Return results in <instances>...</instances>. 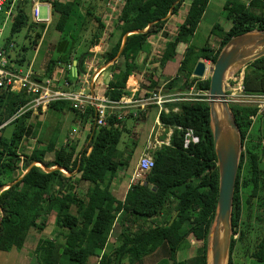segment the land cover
Returning <instances> with one entry per match:
<instances>
[{
  "label": "trees",
  "instance_id": "16d2710c",
  "mask_svg": "<svg viewBox=\"0 0 264 264\" xmlns=\"http://www.w3.org/2000/svg\"><path fill=\"white\" fill-rule=\"evenodd\" d=\"M210 1L124 0L111 34L114 38L113 46L102 56L104 63L111 64L108 66L111 79L104 96L110 101H119L130 94V78L148 70L152 40L161 33L165 37L161 67L176 59L180 44L187 45L180 61L178 77L168 83L167 90L189 92L195 87L199 98L164 103L168 112L161 111L158 119L162 126L172 130L170 143L152 153L154 167L146 174L144 181L129 186L123 202L111 193L110 185L123 166L116 157L123 134L138 135L127 124L134 121V128L137 129L144 122V117L140 116L141 111L136 116L129 113L123 119L118 117L124 111H115L108 115L101 126L97 124L93 107L83 111L75 109L70 102L55 101L45 111V120L33 125L30 123L34 114L32 110L17 115L31 98L26 94L0 90V246L4 241L16 242L21 246L20 239L29 229L44 232L53 216L57 233L53 239L40 238L38 241L34 251L38 264H90L92 257L99 258L98 264H122L124 259L129 264H144L145 259L151 256L158 257L160 262L166 264H186L179 261L177 255L189 246L188 238L191 234L202 239L201 254L203 264H207L208 235L218 202L219 172L210 124V78L201 80L192 75L200 61L214 64L233 38L252 31H264V0H228L224 11L225 21L230 28L226 30L220 24L214 25L205 44L197 47L193 39ZM12 2L8 0L7 8ZM50 2L52 18L62 20L58 28L56 24L61 35H68L64 32L70 30L68 26L74 13L85 6V17L93 18L96 22V31L85 51L75 56V42L64 36L57 44L48 45V49L43 50L45 62L36 72L39 80L51 79L55 67L63 63L66 81L72 89H78L81 86L79 77L84 73V65L90 55L89 49L99 45L107 27L101 17L96 15L95 9L90 7L91 4L88 6L87 0H72L69 5L59 0ZM31 3L32 0H17L14 3L10 36L4 42L9 57L14 36L24 29H27L26 38L32 47H37L38 42L46 46V42H43L50 34L53 22L47 25L32 21L28 14V5ZM185 4V20L176 34L170 36L165 32L168 15L170 12L172 16L177 15ZM133 31L139 32L127 37L119 55L125 35ZM32 32H35L33 39L29 35ZM212 36L219 40L218 49L211 45ZM67 40H71V44L60 47ZM22 50L27 49L24 46ZM71 57L77 61L82 57L77 75L70 71ZM24 61L19 54L18 66H23ZM147 80L150 83L146 89L147 95L161 87L154 77L149 76ZM243 83L247 94L264 95V57L246 66ZM9 98L12 99L11 104H7ZM230 107L240 129L244 148L233 201L232 227L236 234L244 209L251 202L248 198L242 201L243 191L252 189L254 196L259 190L258 151L261 144H254L250 140L254 119L259 115L258 108L237 103H231ZM67 109L77 119H81L85 126L90 125L86 145L81 149H78L74 140L68 139L70 133L65 143L59 146L52 141L55 125ZM7 127L14 129L9 136L4 135ZM188 132L198 139L197 142L190 140L186 143L189 140ZM29 139H36L39 146L21 152L22 145ZM49 153L53 155L52 160L46 158ZM133 154L134 151L128 153L126 160ZM81 183L88 186L84 196L77 192ZM10 184L13 185L8 188ZM173 204L175 209L168 220L157 223L156 220L165 209L172 208ZM200 205L209 207V211L204 212ZM119 214L121 218H118ZM174 216L175 220L169 226ZM116 225L122 228L121 243L108 249L109 237ZM243 237L242 231L238 239L232 236L229 264H232V253L237 242ZM258 249L254 258L264 262V239Z\"/></svg>",
  "mask_w": 264,
  "mask_h": 264
},
{
  "label": "rangeland",
  "instance_id": "374dc122",
  "mask_svg": "<svg viewBox=\"0 0 264 264\" xmlns=\"http://www.w3.org/2000/svg\"><path fill=\"white\" fill-rule=\"evenodd\" d=\"M42 1H52V0H42ZM64 1V0H63ZM228 0H211L209 3V6L207 8V11L205 13V16L199 25V28L197 30V35L193 39V44H195L197 47H202L205 44V41L208 39L210 32L212 31L214 25L220 24L224 29L228 30L230 28L229 23L225 21V11H224V5L226 4ZM240 1V0H236ZM88 6L93 7L95 9L96 15L100 16L102 19V22L106 25V32L102 36V47L106 48L108 47L109 43L111 42L113 44L114 38L111 37L112 32H114L115 29V22L117 21L118 15H120V11L124 5V0H87L86 2ZM34 2H32L28 7H33ZM86 7V6H85ZM78 10L74 17L72 18L70 27H74V30H71L69 32H64L67 34H72L74 37H79L77 40L83 42V45L85 46V50L87 49V45L93 38V35L96 31V22L93 20V18L88 19L85 17L86 15V8ZM28 9V14L30 16V19L33 21L32 17V9ZM41 18L45 19L47 17V9L46 7H41ZM187 12V4H185L180 12L174 16L169 17V22L166 26V31L170 36H174L179 28V26L183 23L185 20ZM52 24V30L48 36H46L45 41L46 46L44 47V44L41 46V42H38L37 47H32L27 37V29H24L21 33L16 34L14 36L13 41V48L10 51V54L14 53L15 60L19 59L16 55L19 53L20 58H24V69H29L30 67L37 72L39 68H41L44 61V49H48L50 45V42L57 43V41L61 40L64 36H60L61 32L60 30H56V24L59 23L58 20L51 17ZM50 21V24H51ZM61 24V22H60ZM10 27H11V21H9L6 25V28L3 31V40L6 41L7 37L10 36ZM60 28V27H59ZM30 37L33 39L32 36L35 35V32H32ZM69 36V35H68ZM211 45L214 47V49H218L219 47V40H217L216 37H211ZM72 39V38H71ZM69 42V43H67ZM71 40H67L66 43H63L60 47H68L71 44ZM153 49L151 52V56L149 57L147 61V68L148 70H145V72L142 74V78L140 79V87L143 90L141 92V95H146V89L147 86L150 84L147 79H149V76L154 77L155 81H158L160 84V88L155 89V92L158 93L161 97L164 99H170L174 97H178V95H184L187 94L190 99H196L199 98V93L195 91V87L191 89L189 92H180V91H169L167 90L168 83L174 79L175 77H178V69H179V63L182 59L183 53H184V44H182L178 48V56L175 60L169 64L168 68L161 67V58L164 53L165 49V37L160 33L157 37H155L153 40ZM67 44V45H66ZM49 45V46H48ZM26 47L27 50H22V47ZM39 49V51H38ZM64 50V49H63ZM38 51V52H37ZM44 61V62H43ZM207 65V71L205 73V76L203 78H199L201 80H206L211 77V70L213 68V63L202 60ZM99 61L94 60V54H90L87 57V60L84 65V73L79 77L80 85L83 86V83L87 80L91 83V78H93L95 74L96 67L99 66ZM166 66V65H165ZM22 68V67H21ZM245 68L238 69L236 71L231 72L230 77L227 80V88H226V94L231 97V89L234 88L233 79H236V76H239L244 73L245 76ZM56 70H60V74L56 72ZM55 73H53L52 78H56L60 76L59 79V85L62 86L64 82H66L65 79V65H58L55 67L54 70ZM154 73L153 75H151ZM77 75V73H75ZM193 76V75H192ZM194 77V76H193ZM47 79V78H43ZM61 83V84H60ZM183 83V82H182ZM79 82L76 84L78 85ZM106 84V83H105ZM107 85V84H106ZM87 88L88 85H85ZM105 89V88H103ZM100 89V94H104V90ZM208 94V93H207ZM12 99L9 98L7 100V104H11ZM231 104V103H229ZM264 113V112H263ZM259 114L254 119V124L252 127V134L250 135V140L254 144H261V149L258 151L259 154V170H260V178H259V190L257 191L256 195L252 196L251 190L252 189H246L242 193V201L244 202L247 198L251 199V202L247 206V208L244 209L243 216L240 220L241 224L240 227L237 228L238 233L234 234L233 229V235L235 239H238L239 232L242 231L244 237L242 240H239L233 250L232 253V264H264V262H261L260 260H257L254 258V253H256L259 247L260 242L264 239V114ZM46 113L41 110V112H34L30 119L31 124H35L39 121H43L46 118ZM49 117V116H47ZM140 123V122H139ZM160 123V122H159ZM134 121L128 122V128L132 130L133 132L136 131L138 135H127L123 134L121 144L119 145V153L117 154V159L123 163V166L117 171L116 173V180H113L112 185H110V191L111 193L115 194L116 197L119 199L125 197V193L127 192L130 185H133L139 181H144L146 174H140L138 178H134V176L137 174V163L140 156L144 153L143 147H141V140L145 138L144 136L149 138L155 137V135H159L160 140L167 143V139L170 138V130L166 129L161 124L158 123L155 124V128L151 130L150 133L147 134L149 128L146 130L144 129L145 126L141 127L142 124H139L140 126L136 129L134 128ZM55 125V124H54ZM55 131L53 132L52 141H55V144L59 146L64 140L66 139V136L68 133L73 132L74 130L78 131V134L76 135L74 139V143L78 144V149L83 148L86 145V139L88 136V133L90 131V125H86L81 121V119H77L74 114L69 111L68 109L65 110L64 114L61 116L59 122L57 125H55ZM148 127V126H147ZM13 127H7L6 131L4 132L5 136H9L13 132ZM49 132L51 128L49 127ZM146 130V132H145ZM147 134V135H145ZM172 135V134H171ZM67 140V139H66ZM155 141V140H154ZM153 141V142H154ZM45 142H47V139H45ZM65 143V142H64ZM170 143V142H169ZM162 145V144H161ZM39 144L36 141V139H29L28 141L24 142V144L21 147V152H28L32 149H35L38 147ZM150 150V154H152L156 149L160 148V145L154 144L148 146ZM134 151V154L129 160L127 159V154ZM244 151V148L241 149V153ZM48 160L53 159L52 154H48L46 156ZM78 177V176H77ZM87 184L81 183L79 185V188L77 190L78 194L80 196H84L87 190ZM253 188V187H252ZM124 200V199H123ZM123 202V201H121ZM204 212L209 211V207L200 205ZM173 208V209H172ZM172 208L167 210V218L165 221L168 220V218L172 215V211L175 209V205H172ZM74 211V210H73ZM55 219L52 216L49 219L48 226L42 234L36 230L32 231L31 237L32 241H29L30 244H28L29 250H31L36 245V240L41 235V238H54V234H56V226L54 223ZM156 222H163L162 219H157ZM50 237V238H49ZM188 242L190 243L189 246L183 248L177 255V258L179 261H184L186 264H203V258L201 254V247L203 245L202 239H197L193 234H191L188 238ZM28 243V242H27ZM208 243H209V235H208ZM208 253V248H207ZM207 255V254H206ZM32 258V256H31ZM97 258H92V260L89 262L90 264H98ZM158 257L151 256L147 257L144 261V264H166L163 262H160ZM31 264H37L35 258L31 260ZM122 264H129V261L127 259L123 260Z\"/></svg>",
  "mask_w": 264,
  "mask_h": 264
},
{
  "label": "built area",
  "instance_id": "2783aa9c",
  "mask_svg": "<svg viewBox=\"0 0 264 264\" xmlns=\"http://www.w3.org/2000/svg\"><path fill=\"white\" fill-rule=\"evenodd\" d=\"M17 0H13L9 8H7L8 0H0V90H6L9 92H15L20 94H26L31 100L26 106L21 108L17 115L24 112L32 110L33 112H38L39 109L46 111L48 106L55 101H67L72 104L75 109L85 110L88 107H93L97 116V124L104 125L106 118L110 113L115 111H124V114L119 115V119L129 113H133L136 116L139 111L146 109L148 106L156 105L159 111L168 110L164 108L165 102L177 101V100H190L187 94L178 95L174 99H164L158 93L151 92L149 95H141L138 90H131L129 88L130 94L123 96L119 101H110L104 94H100V89L107 87L104 82L103 75L104 69L95 71L93 78H91V83L85 81L83 86L78 89H72L69 83L66 81L60 87L51 83L49 79L37 78L36 72L30 67L29 69L24 68H14L11 65L8 50L4 47L3 31L9 21L14 18V3ZM48 8V17L42 19L40 16V7ZM49 12L50 6L35 3L32 8V17L36 23H49ZM12 47V45H11ZM8 54V55H7ZM234 74V73H233ZM232 74V75H233ZM111 78V74H109ZM234 88L231 89V97L227 94V100L229 103H237L243 105H254L258 108V114L264 112V95L263 94H247L244 90V73L236 76L233 79ZM85 85H88L86 88ZM227 88V83H226ZM105 89H103L105 91ZM226 93V90H225ZM177 111V109L175 110ZM78 134L77 130L70 132L69 136L71 141L75 139ZM172 130H170V137ZM188 143L190 140L197 142V138L192 135L191 132L187 133ZM170 138L167 139V143L162 140L156 139L153 143H149V146L154 144L169 145ZM162 144V145H161ZM151 149H147L137 163V174L134 178H138L140 174H147L154 167V158L150 154Z\"/></svg>",
  "mask_w": 264,
  "mask_h": 264
},
{
  "label": "water",
  "instance_id": "95a60500",
  "mask_svg": "<svg viewBox=\"0 0 264 264\" xmlns=\"http://www.w3.org/2000/svg\"><path fill=\"white\" fill-rule=\"evenodd\" d=\"M171 16L170 12L168 17ZM138 32L133 31L125 35L119 55L124 49L127 37ZM262 57H264V31H252L233 38L223 48L211 70L208 102L219 172V192L216 215L209 232L207 264H223L224 261L229 264L233 236L232 215L235 184L243 148L241 132L225 93L226 83L231 72L245 68ZM81 61L82 58L74 63L73 71L76 73L78 72L77 66ZM104 70L106 71V84H108L111 79L109 77L110 68L107 67ZM206 71V63L200 61L194 69L193 76L203 78ZM42 167L47 171L44 166ZM53 169L58 168L54 167ZM13 184L7 185V187L9 188ZM175 217L172 218L169 226L174 222Z\"/></svg>",
  "mask_w": 264,
  "mask_h": 264
},
{
  "label": "crops",
  "instance_id": "0c3cea01",
  "mask_svg": "<svg viewBox=\"0 0 264 264\" xmlns=\"http://www.w3.org/2000/svg\"><path fill=\"white\" fill-rule=\"evenodd\" d=\"M59 1H63V0H59ZM242 1H246V2H250L251 0H242ZM32 2H34V4L35 3H39V4H43V5H49L50 6V12H49V23H50V21H51V17H52V14H51V8H52V6H51V2L50 1H42V0H32ZM65 4H67V5H69V4H71L72 3V0H64L63 1ZM34 4H33V6H34ZM42 7H44V6H42ZM33 8V7H32ZM32 8H30V9H32ZM40 9H41V7H40ZM47 9V17H48V8H46ZM80 10V9H79ZM32 11V10H31ZM75 14V13H74ZM40 16H41V12H40ZM205 16V15H204ZM46 17V18H47ZM45 18V19H46ZM73 18V17H72ZM172 18H174V16L172 17ZM72 21V20H71ZM60 22H62V20H59V23H57V28H58V26H60ZM49 23H47V25L49 24ZM46 24V23H45ZM70 24H71V22L69 23V28H70V30L69 31H71V30H74V27H70ZM67 25V24H66ZM62 26V25H61ZM56 28V30L57 31H59L58 29ZM68 31V32H69ZM105 32H106V29H105V31L103 32V34H105ZM61 34V33H60ZM69 35V36H68ZM66 37H68V38H72L71 40H73L74 42H75V48H76V50L74 51L75 53H74V55L75 56H78L80 53H82V51H85V46L83 45V42H81L80 40L78 41L77 39L79 38H77V37H74L72 34H68ZM60 36H62V35H60ZM211 40H212V38H210V42H211ZM58 42V41H57ZM57 44V43H53L52 41L50 42V44ZM102 43H103V41H102V37H101V39H100V42H99V45H97V46H95L94 48H92V49H89V53L92 55V54H94V60L96 61H99V66L98 67H96V69H95V71H99V70H101V69H105V68H107L108 66H110L111 64L110 63H108V64H106V63H104V60H103V58H102V56H103V54L106 52V51H108L112 46H113V44L110 42L109 43V45H108V47H106V48H103L101 45H102ZM212 43V42H211ZM182 44H180L179 46H178V48L181 46ZM184 47H185V49H184V52H185V50H186V48H187V45L186 44H184ZM213 47V46H212ZM214 48V47H213ZM38 51H39V49H38ZM37 51V52H38ZM178 51V50H177ZM184 54V53H183ZM18 57H19V54H18ZM183 57V56H182ZM10 61H11V65L14 67V68H20V67H22L23 68V66H18V63H17V60H15V56H14V53H12V54H10ZM82 58V57H81ZM71 60H72V64H71V66H70V71H71V73H73L74 75H75V71H73V68H75V61H77L76 59H74L73 57H71ZM87 60V59H86ZM171 62L172 61H170V62H168L167 64H166V66H164L165 68H168V66H169V64H171ZM60 65H63V63H59ZM65 65V64H64ZM179 65H180V63H179ZM78 67V66H77ZM56 72H58V74H60V70H56ZM104 72H106L105 70H104ZM55 73V72H54ZM54 75V74H53ZM60 76H58V77H56V78H51V79H49L50 81H51V83L52 84H54V85H59L58 83H59V78ZM105 78H106V73H104V75H103V79H104V82L106 83V80H105ZM142 78V75H135V76H132L131 78H130V80H129V82H128V87L129 88H132L131 90H138L139 91V93L141 94V92L143 91L142 89H141V87H140V85H139V83H140V79ZM61 84V83H60ZM157 107V108H156ZM159 113H160V111H159V108H158V106H155V105H151V106H148L146 109H144V110H142L141 112H140V116L141 117H144V122L143 123H140V124H142L141 125V127L143 126H145V128L144 129H148L149 127V130H148V132H147V134L148 133H150L151 132V130L153 129V128H155V124H159L160 125V123H159V119H158V116H159ZM148 126V127H147ZM146 130H145V132H146ZM170 130V129H169ZM147 134H145V135H147ZM145 138H143L142 140H141V147H143V151L144 152H146V150L148 149V146H149V143L151 142V143H153V141L154 140H156V139H158V140H160V138H159V135H155V137H154V139L151 137V138H149L150 136H148V137H146V136H144ZM117 178L115 177V179L114 180H116ZM114 182V181H113ZM113 194V193H112ZM126 194V193H125ZM114 196H115V194H113ZM116 197V196H115ZM116 199L118 200V201H123V196H122V198L121 199H119L118 197H116ZM167 209H165V211L161 214V217H160V219H162V220H164V219H166L167 218ZM118 218H121V214H119V216H118ZM157 223H159V222H157ZM34 229H29L28 231H27V233H25V235L20 239V241H21V246H18V244L16 243V242H7V241H4L2 244H1V246H0V264H31V260H33V258H35V260H36V257L34 256V251H35V249H36V247H37V244H38V241L40 240V238H41V235L38 237V239L36 240V245L31 249V250H29V248H27L28 247V244H30V242L29 241H32V237H31V234H32V231H33ZM122 231V228L121 227H119L118 225H116L115 226V228H114V230H113V232L111 233V235H110V237H109V241H108V249H112V248H115V247H117V246H119L120 245V243H121V240H120V235H121V232ZM57 233V232H56ZM42 234V233H41ZM56 234H54V236H55ZM50 238V237H49ZM50 239H53V238H50ZM28 242V243H27ZM31 256H32V258H31ZM93 258V257H92ZM92 258L90 259V261L92 260ZM94 258H97L98 260H99V258L98 257H94ZM36 262H37V260H36ZM99 262V261H98ZM91 263V262H90ZM122 263H123V261H122ZM37 264H38V262H37Z\"/></svg>",
  "mask_w": 264,
  "mask_h": 264
},
{
  "label": "bare ground",
  "instance_id": "6f19581e",
  "mask_svg": "<svg viewBox=\"0 0 264 264\" xmlns=\"http://www.w3.org/2000/svg\"><path fill=\"white\" fill-rule=\"evenodd\" d=\"M230 75H232V74L230 73V74H229V77H230ZM227 76H228V75H227ZM208 255H209V254H208ZM223 264H226V261H224Z\"/></svg>",
  "mask_w": 264,
  "mask_h": 264
}]
</instances>
